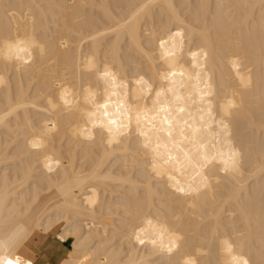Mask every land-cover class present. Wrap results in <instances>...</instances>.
Listing matches in <instances>:
<instances>
[{
  "label": "bare ground",
  "instance_id": "obj_1",
  "mask_svg": "<svg viewBox=\"0 0 264 264\" xmlns=\"http://www.w3.org/2000/svg\"><path fill=\"white\" fill-rule=\"evenodd\" d=\"M52 234L264 264V0H0V264Z\"/></svg>",
  "mask_w": 264,
  "mask_h": 264
},
{
  "label": "crops",
  "instance_id": "obj_2",
  "mask_svg": "<svg viewBox=\"0 0 264 264\" xmlns=\"http://www.w3.org/2000/svg\"><path fill=\"white\" fill-rule=\"evenodd\" d=\"M70 245L71 239L63 241L55 235L47 236L45 242L38 241L37 239L30 240V242L28 243V247L33 253L34 261L37 264L42 260L50 261L54 264L57 263L66 255V252L70 248Z\"/></svg>",
  "mask_w": 264,
  "mask_h": 264
},
{
  "label": "snow or ice",
  "instance_id": "obj_3",
  "mask_svg": "<svg viewBox=\"0 0 264 264\" xmlns=\"http://www.w3.org/2000/svg\"><path fill=\"white\" fill-rule=\"evenodd\" d=\"M177 35H179V33H177ZM164 44H165V41L161 40V41H160V45H161L162 48L164 47ZM166 55H172V53H167ZM192 56L195 58L196 53H192ZM105 75H107V73H105ZM169 75H175V72H170ZM165 78H167V77H165ZM156 96H157V98H158V97L160 96V92H156ZM103 106L106 108V107H107V104H105V105H103ZM180 111L183 112L184 109L181 108ZM164 122L169 124V128H168V130H167V135H168L169 137H171V136L173 135V131H172V128H171V124H170V122L167 121L166 118H165V121H164ZM113 123H114V121H113ZM182 134H183V133L181 132V135H182ZM157 147H159V145H158ZM206 159H207V158H206ZM180 190L183 191V189H180ZM148 223L151 224V221H149ZM137 238L140 239L139 236H138ZM140 242H141V243H144V241H143L142 239H140ZM153 243H155V241H153ZM226 250L230 252V251H231L230 246H229ZM169 251H171V248L169 249ZM0 259H2V258H0ZM233 259H235V257H233ZM3 264H21V262H20L19 258H17L16 260H13V259H7V260L3 261ZM28 264H31V262L29 261ZM185 264H194V262H193L192 260H188V261L185 262ZM243 264H248V262L245 260V261L243 262Z\"/></svg>",
  "mask_w": 264,
  "mask_h": 264
},
{
  "label": "rangeland",
  "instance_id": "obj_4",
  "mask_svg": "<svg viewBox=\"0 0 264 264\" xmlns=\"http://www.w3.org/2000/svg\"><path fill=\"white\" fill-rule=\"evenodd\" d=\"M52 235H55V234H52ZM56 236V235H55Z\"/></svg>",
  "mask_w": 264,
  "mask_h": 264
}]
</instances>
